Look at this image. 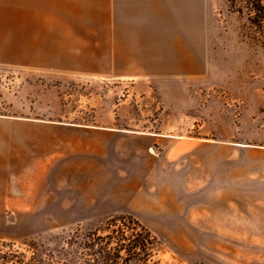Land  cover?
Instances as JSON below:
<instances>
[{
	"label": "rangeland",
	"instance_id": "1",
	"mask_svg": "<svg viewBox=\"0 0 264 264\" xmlns=\"http://www.w3.org/2000/svg\"><path fill=\"white\" fill-rule=\"evenodd\" d=\"M201 2V67L177 94L0 65V240L62 247L128 215L157 239L155 264H264V44L236 0ZM69 126L115 134L104 158L48 181L9 170H38L39 143ZM25 202L44 211H11Z\"/></svg>",
	"mask_w": 264,
	"mask_h": 264
},
{
	"label": "crops",
	"instance_id": "2",
	"mask_svg": "<svg viewBox=\"0 0 264 264\" xmlns=\"http://www.w3.org/2000/svg\"><path fill=\"white\" fill-rule=\"evenodd\" d=\"M176 2L0 0V65L112 83L158 84L177 94L178 86L201 67V43L191 17L177 13ZM62 129L60 140L39 143L46 147L39 148L38 170L27 162H9V170L20 173L28 166L30 174L39 176L27 179L41 181L75 173L79 159H103L110 149L107 139L115 135L81 126ZM50 144L61 145L54 160L47 159ZM31 205L25 202L24 208L11 211H44L27 208Z\"/></svg>",
	"mask_w": 264,
	"mask_h": 264
},
{
	"label": "trees",
	"instance_id": "3",
	"mask_svg": "<svg viewBox=\"0 0 264 264\" xmlns=\"http://www.w3.org/2000/svg\"><path fill=\"white\" fill-rule=\"evenodd\" d=\"M235 13L245 19V34L264 42V0H236ZM54 248L43 243L0 240V264H155L159 243L132 216L111 215L87 229H76ZM24 245L25 248H22Z\"/></svg>",
	"mask_w": 264,
	"mask_h": 264
},
{
	"label": "bare ground",
	"instance_id": "4",
	"mask_svg": "<svg viewBox=\"0 0 264 264\" xmlns=\"http://www.w3.org/2000/svg\"><path fill=\"white\" fill-rule=\"evenodd\" d=\"M203 1V0H202ZM190 3V6H188V4ZM201 0H177L176 2V11L178 12H182L185 15H189L191 17V28L192 31L195 33H199L200 32V26H199V22L202 18V11L201 12ZM179 4H181L182 6H184V10L180 9ZM204 9V8H203ZM205 15V13L203 14Z\"/></svg>",
	"mask_w": 264,
	"mask_h": 264
}]
</instances>
